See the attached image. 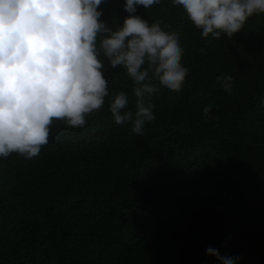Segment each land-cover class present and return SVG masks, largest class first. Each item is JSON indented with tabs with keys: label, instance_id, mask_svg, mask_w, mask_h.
Masks as SVG:
<instances>
[{
	"label": "trees",
	"instance_id": "16d2710c",
	"mask_svg": "<svg viewBox=\"0 0 264 264\" xmlns=\"http://www.w3.org/2000/svg\"><path fill=\"white\" fill-rule=\"evenodd\" d=\"M122 4L98 6L108 27ZM135 14L178 34L181 89L153 81L155 119L139 134L113 122L106 96L82 127L54 119L38 155L0 158V264H219L208 247L264 264V14L218 39L170 0ZM104 64L131 108L132 81Z\"/></svg>",
	"mask_w": 264,
	"mask_h": 264
},
{
	"label": "clouds",
	"instance_id": "9594fccd",
	"mask_svg": "<svg viewBox=\"0 0 264 264\" xmlns=\"http://www.w3.org/2000/svg\"><path fill=\"white\" fill-rule=\"evenodd\" d=\"M106 0H0V158L11 153L31 159L48 142L49 126L61 120L82 127L85 117L101 108L109 97L108 111L114 123H130L141 133L155 117L148 98L162 88L179 91L188 69L178 34L166 31L160 21L149 23L136 15V6L147 9L160 0H123L127 13L108 27L98 6ZM200 36L232 37L247 18L264 14V0H170ZM120 66L132 81V107L124 91L110 93L104 76V60ZM225 91L232 77L217 76ZM264 107V97L260 98ZM208 108L203 109L207 114ZM206 254L219 264L240 259Z\"/></svg>",
	"mask_w": 264,
	"mask_h": 264
}]
</instances>
